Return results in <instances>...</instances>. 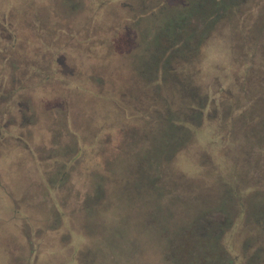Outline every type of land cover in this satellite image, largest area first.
I'll return each instance as SVG.
<instances>
[{"label": "rangeland", "instance_id": "obj_1", "mask_svg": "<svg viewBox=\"0 0 264 264\" xmlns=\"http://www.w3.org/2000/svg\"><path fill=\"white\" fill-rule=\"evenodd\" d=\"M176 85L227 146L168 157ZM229 258L264 264V0H0V264Z\"/></svg>", "mask_w": 264, "mask_h": 264}, {"label": "trees", "instance_id": "obj_2", "mask_svg": "<svg viewBox=\"0 0 264 264\" xmlns=\"http://www.w3.org/2000/svg\"><path fill=\"white\" fill-rule=\"evenodd\" d=\"M180 38H181V36H180ZM174 40H175V38H174ZM184 41H185L184 39L183 40H178V41L173 42L172 44H169L168 46L172 47L173 53H176V54H178L177 53L178 50L179 51L182 50L183 53H181V55H179L180 57H176V60H178V61H180L182 63H185L187 65L188 64H192L193 61L196 59L195 56L197 54L196 52L198 50L199 44H198V42H195L194 46L191 45V44H190V46H188L187 43L184 42ZM184 48H186V50ZM171 55L172 54H170V56ZM165 61H166V65L163 66L164 69H162L161 67L157 68V70L161 69L162 72L159 73V74L156 73V76L152 77L153 78L152 81L156 80V79L164 78L163 75L166 72L173 73V71L174 72L176 71L175 66L173 64L171 65V63H169L170 60L168 61V58H166ZM179 63H177V64H179ZM147 82H149V80ZM143 85H145V84L143 83ZM141 86H142V84L138 87V90H139V88ZM182 89L183 88H181V86H177V85L175 86V91L178 93V98L179 99L184 98L185 111H186L185 115L181 118L180 115H179V109L176 112H175V110L171 111L169 109L170 106L168 104H166L165 105V109H166V114H168V115H166L165 119L162 122V123H164L163 127L162 126L158 127L159 130L157 131V135L161 134L164 138H166V141L169 142V143L171 142V138L172 137L174 139H177L176 147H174V146H173L174 148L172 147L168 157H173L175 152L178 151V147L179 146H180L179 147L180 149L182 148L181 145L185 141V138L187 137V135L189 133H192L191 135H194L195 131L198 130L202 126L204 127V125H205V127L209 125V126H211V128L212 127L215 128V129H213L212 132L210 131V133H209L207 138H204V137L202 138V141H205L203 143V144H205L204 145V149L205 148L207 149V145L208 146L210 145L211 147L215 148V147L219 146V143L225 144L227 146V144H229L230 141H229L228 137H226L224 132H220L218 130V128L221 125L218 126V122H214V125H212L213 121H211V123H209L207 118L202 119L203 117H202V109H201V107L200 108H196L195 106H189L188 107L185 97L182 96V95H184ZM185 92H186V90H185ZM204 94L205 93L202 92L200 96H204ZM204 99H205V97H204ZM175 108H176V106H175ZM191 109H194L196 111H194L193 114H190L188 111H190ZM200 110H201V112H200ZM244 115H246L245 111H244ZM192 116L194 117V121H192V119H190ZM225 118H228V117H225ZM225 122L229 123V118L226 119ZM156 128H157V126H156ZM156 128H154V130L152 132L154 138H155V131H156L155 129ZM206 131H209L208 128H206ZM161 135H159V136H161ZM194 144H195V142H194ZM205 154L206 153L204 152L203 156ZM223 154H225V153L223 152ZM178 171H177V173L180 172V171L179 172ZM179 175H182V174L179 173ZM210 176H211V178H213L215 176V172L210 171ZM218 184L221 185V187H223L222 193H221L222 197H230V198L232 197L233 201L236 199L237 205H238L239 199L232 194L230 185L228 183H226V182H220ZM220 202H221V199H220ZM219 203H217V204H219ZM213 205H215V204H206L205 206L206 207H210V206H213ZM206 207H203L202 210L200 209V212L198 213V215H200L201 212H204ZM228 224L232 225V222L231 223H227L226 227H228ZM220 232H221V230L218 231L217 236H219ZM213 241H216V240L213 239ZM220 246H221V244H220ZM223 253L226 254L225 251H223ZM225 263L226 264H232L231 259L229 258Z\"/></svg>", "mask_w": 264, "mask_h": 264}]
</instances>
